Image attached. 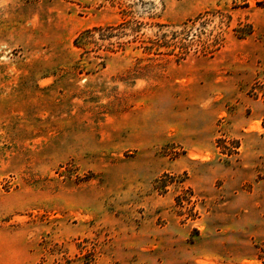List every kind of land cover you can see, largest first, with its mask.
Segmentation results:
<instances>
[{
  "label": "rangeland",
  "instance_id": "rangeland-1",
  "mask_svg": "<svg viewBox=\"0 0 264 264\" xmlns=\"http://www.w3.org/2000/svg\"><path fill=\"white\" fill-rule=\"evenodd\" d=\"M0 264H264V0H0Z\"/></svg>",
  "mask_w": 264,
  "mask_h": 264
},
{
  "label": "trees",
  "instance_id": "trees-1",
  "mask_svg": "<svg viewBox=\"0 0 264 264\" xmlns=\"http://www.w3.org/2000/svg\"><path fill=\"white\" fill-rule=\"evenodd\" d=\"M77 40H78V38H77Z\"/></svg>",
  "mask_w": 264,
  "mask_h": 264
}]
</instances>
